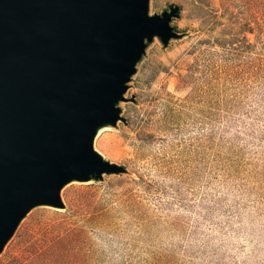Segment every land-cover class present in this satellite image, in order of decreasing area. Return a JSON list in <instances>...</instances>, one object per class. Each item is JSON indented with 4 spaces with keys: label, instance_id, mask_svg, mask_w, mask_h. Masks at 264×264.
<instances>
[{
    "label": "rangeland",
    "instance_id": "1",
    "mask_svg": "<svg viewBox=\"0 0 264 264\" xmlns=\"http://www.w3.org/2000/svg\"><path fill=\"white\" fill-rule=\"evenodd\" d=\"M179 8L94 150L125 169L32 209L0 264H264V0ZM100 131V130H99Z\"/></svg>",
    "mask_w": 264,
    "mask_h": 264
},
{
    "label": "water",
    "instance_id": "2",
    "mask_svg": "<svg viewBox=\"0 0 264 264\" xmlns=\"http://www.w3.org/2000/svg\"><path fill=\"white\" fill-rule=\"evenodd\" d=\"M178 16L149 0H0V253L32 209L63 208L65 185L125 172L93 141Z\"/></svg>",
    "mask_w": 264,
    "mask_h": 264
},
{
    "label": "bare ground",
    "instance_id": "3",
    "mask_svg": "<svg viewBox=\"0 0 264 264\" xmlns=\"http://www.w3.org/2000/svg\"><path fill=\"white\" fill-rule=\"evenodd\" d=\"M108 130H110V128H109V127H105V128H102V129L99 131V133H100V132H103V131H108Z\"/></svg>",
    "mask_w": 264,
    "mask_h": 264
}]
</instances>
